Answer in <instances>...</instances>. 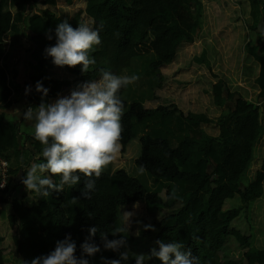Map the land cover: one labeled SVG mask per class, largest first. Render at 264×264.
I'll list each match as a JSON object with an SVG mask.
<instances>
[{"label":"trees","instance_id":"obj_1","mask_svg":"<svg viewBox=\"0 0 264 264\" xmlns=\"http://www.w3.org/2000/svg\"><path fill=\"white\" fill-rule=\"evenodd\" d=\"M244 1L249 5L248 29L257 34L256 40L245 44L244 49L249 60L258 66V72L255 75L253 65H245L243 75L254 78L258 93L255 102L250 101L249 105L245 102L248 106L243 112L230 110L213 120L202 112H185L172 102L147 106L148 102L157 101V91L163 87L162 68L175 61L180 47L194 42L202 20L201 0H85L83 12L87 20L80 13L69 18L48 10L56 6L57 0H0V158L8 165L7 184L0 190L1 195L7 194L12 174L23 171L25 177V169L32 163L45 162L43 145L34 139V132L25 130L22 121L17 122L5 111L17 103L20 94L13 68L8 65L13 50L29 54L24 74L41 79L49 89L45 103L54 102L64 86L99 79L101 69L139 77L120 91L124 102L120 154H125L127 147L136 141L132 144L137 147L134 170L112 171L108 165L99 178L92 177L95 187L88 190L90 199L82 195L89 179L83 175L78 184L71 187L65 184L62 191L46 188L48 197L38 195L36 203L44 205L45 214L54 218L53 231L37 224L35 216L13 207L7 222L16 228V257L10 260L0 247V264H21L22 260L46 255L55 249L57 241L68 237L76 244V258L85 259L88 264L112 260L136 264V248L140 245L143 255L150 254L153 248L159 251L157 240L181 242L183 250L190 249L200 264H264V250L251 248L230 229L246 203L261 197L264 182L263 160L254 179L247 186H240L263 133L258 101H264V30L258 32V25L264 20V0ZM63 20L73 28L87 23L100 29L101 43L90 53L96 63L86 73L81 71V65L58 67L51 57H46L45 49L56 43V26ZM49 29L51 40L47 38ZM112 29L118 33V48L141 44L144 39L149 42L150 51L139 55L129 52L128 65L107 60L106 40ZM23 42L27 44L24 48ZM194 59L201 64L205 56L201 54ZM61 74L66 78H60ZM141 89L144 92L140 93ZM210 93L212 105L220 110L232 103L236 95L222 80L212 84ZM41 98L42 93L35 89L25 102L37 106ZM208 124L217 126V136L205 131L204 125ZM41 177L60 183V177L50 173H42ZM235 195L242 206L224 210L225 202ZM72 197L79 198L77 203H70ZM136 204L146 207L156 230L146 231L143 227L138 236L128 229L124 234L113 235L115 227L124 224L123 210ZM92 227L98 231L89 239ZM101 232L107 234L108 241L123 237L126 243L115 251L106 249ZM232 234L238 238V249H242L238 259L228 258L222 252L231 246L227 243ZM41 240L46 244L44 252ZM141 241L146 243L141 245ZM85 242L98 246L100 251L89 256L81 247ZM124 252L129 253L127 260L121 257ZM145 261L163 264L155 257Z\"/></svg>","mask_w":264,"mask_h":264},{"label":"rangeland","instance_id":"obj_2","mask_svg":"<svg viewBox=\"0 0 264 264\" xmlns=\"http://www.w3.org/2000/svg\"><path fill=\"white\" fill-rule=\"evenodd\" d=\"M202 20L200 30L192 44H186L178 50L175 61L161 72L164 76L162 89L157 91L158 99L155 102H148L147 106L155 107L159 104L175 103L183 111L202 112L207 114L213 120H217L220 115L228 113L230 110L243 112L258 93V88L254 84V78H245L243 75V66L253 65V72L256 75L258 66L254 65L245 53V44L256 40L255 35L248 29L249 5L244 0H201ZM85 0H57L54 8H47L51 12L60 16L73 17L77 13L87 20L84 14ZM264 10V3H263ZM264 20L258 25V32H263ZM117 31L112 29L107 37V60L112 62H122L128 65L130 54L136 55L148 53L150 51L149 42L132 45L129 44L126 49L118 48ZM22 43V47H26ZM204 54L205 61L198 64L195 57ZM29 59V54L24 50H13L8 59L9 68H13V77L19 87V97L17 103L8 107L5 111L13 115L17 122L22 120L23 126L28 132L33 133L32 122L25 121L22 116H17L15 110L26 111L29 106H35V103L27 104L25 102L28 95L34 92L37 81L24 74L25 61ZM60 78H66L65 74L59 75ZM218 80L224 81L230 92H235V98L232 103H227L223 109L216 108L211 101V86ZM78 83L64 86L59 97L70 95V91L78 87ZM26 86H31L26 94ZM144 92L143 89L139 90ZM248 102L246 105L245 102ZM262 115L263 133L261 139L253 149L252 161L240 182L241 188L247 186L253 179L256 170L260 169L264 160V101L259 100ZM205 131L211 136L218 135V128L215 124L204 125ZM136 141H133V143ZM132 143V144H133ZM131 144V145H132ZM129 145L125 154H118L117 158L109 166L112 171L124 169L127 172L134 170V158L136 155V144ZM39 161V157H36ZM30 167V166H29ZM27 167L25 170H28ZM25 172H15L11 176L13 179L9 182L6 195L0 194V247L6 257L10 260L16 257L14 236L16 228L10 227L7 217L11 209L18 208L27 214L35 216L37 224L42 227H49L53 231V217L45 214V206L37 205L36 200L39 194L29 192L21 183L20 177H24ZM26 178V175L25 177ZM24 196V197H22ZM242 202L238 195L229 199L224 204V210L238 209ZM123 211L132 212L133 216L127 221L125 227L134 235L138 236L144 225L151 224V215L143 204H136L125 208ZM163 213L167 210L161 211ZM160 213L156 215L159 218ZM230 229L244 239L245 244L255 250H264V182L262 185V195L260 198L249 201L241 210L240 215L232 221ZM236 235H230L228 248L222 252L228 258L238 259L241 257L242 249H238L239 243ZM146 241H141L144 245ZM41 251L46 250V244L41 240ZM234 246V248L232 247ZM235 247L237 249H235ZM143 248L139 245L135 254H143ZM145 260L143 264H145Z\"/></svg>","mask_w":264,"mask_h":264},{"label":"clouds","instance_id":"obj_3","mask_svg":"<svg viewBox=\"0 0 264 264\" xmlns=\"http://www.w3.org/2000/svg\"><path fill=\"white\" fill-rule=\"evenodd\" d=\"M102 28V25H101ZM51 29L47 38L52 39ZM100 29L87 23H79L73 28L67 20L56 26V43L46 47V57L52 58L55 66L76 67L81 65V71L87 72L96 63L90 57L94 46L100 45ZM139 79L136 75H117L109 70L101 69L100 78L78 85L70 91V95L58 97L52 103H45L49 89L37 81L35 88L42 93L41 103L29 106L26 111L15 110L25 121L32 122L34 139L43 145L42 156L45 162L32 163L26 172V178L20 177L21 183L29 192H35L48 197L46 188L62 191L65 184L69 187L78 184L80 175L89 178L85 182L82 195L90 199L88 190H93L95 180L103 170L114 161L121 151L123 133L122 116L124 102L120 91ZM31 86H26V94ZM141 166L140 171L143 172ZM42 173L59 176L60 183L54 184L52 179L41 177ZM79 198L72 197L70 203H77ZM133 216L132 212L123 211L124 224ZM123 224V225H124ZM117 226L113 235L127 232L124 226ZM144 229L155 231L153 225H144ZM98 229H89V239L95 236ZM101 239L106 249L117 250L126 243L125 238L107 240V234L101 232ZM159 251L153 248L148 255H136V264H142L145 259L158 258L163 264H200L199 258L192 255L191 250L184 251L181 242L165 243L157 240ZM83 252L89 256L100 251L98 246L85 242ZM76 244L70 237L57 241L55 249L46 255L37 256L30 261L22 260L21 264H88L85 259L76 258ZM127 260L129 253L121 254ZM174 257V258H172ZM104 264H120L119 260L104 261Z\"/></svg>","mask_w":264,"mask_h":264},{"label":"built area","instance_id":"obj_4","mask_svg":"<svg viewBox=\"0 0 264 264\" xmlns=\"http://www.w3.org/2000/svg\"><path fill=\"white\" fill-rule=\"evenodd\" d=\"M7 162L0 158V190H3L7 184L8 177Z\"/></svg>","mask_w":264,"mask_h":264},{"label":"crops","instance_id":"obj_5","mask_svg":"<svg viewBox=\"0 0 264 264\" xmlns=\"http://www.w3.org/2000/svg\"><path fill=\"white\" fill-rule=\"evenodd\" d=\"M20 121H22V120H20ZM26 127H28V126H25L24 128H25V130H26Z\"/></svg>","mask_w":264,"mask_h":264}]
</instances>
